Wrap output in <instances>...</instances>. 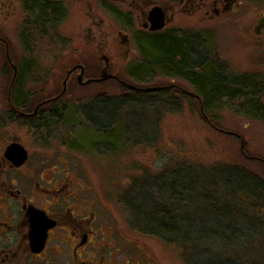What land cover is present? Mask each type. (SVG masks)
<instances>
[{"label": "rangeland", "instance_id": "374dc122", "mask_svg": "<svg viewBox=\"0 0 264 264\" xmlns=\"http://www.w3.org/2000/svg\"><path fill=\"white\" fill-rule=\"evenodd\" d=\"M242 1L243 11L237 19L208 22L202 19V13H178L172 28L198 35L205 48L211 52L210 59L213 58L225 66L228 74L250 75L264 84V53L253 47L245 30L253 14L249 11L250 7L256 5L258 9L264 10V0ZM253 2L255 4L250 5ZM68 11L69 17L62 24L60 31L62 36L73 38V42L70 46L60 47L63 55L58 59L49 57L50 51L45 52L44 43L34 46L32 53L37 59L34 61L44 67L40 69L39 74L28 73L27 77L22 76L24 80L21 83V92H25L28 97L31 94L48 95L54 88L61 87L65 72L70 66L77 64L72 62L67 54H72V51L85 53L90 49L84 46L85 41L80 34L83 18L78 6L74 3ZM112 49L114 47L104 49V54L108 56ZM17 54L18 57L22 56L21 49ZM64 55L66 56L63 57ZM140 60L137 51V58L132 62L136 64ZM132 62L126 63L114 57L108 63V71L132 87L129 81L125 80L126 68L134 64ZM78 64L88 69L91 74L89 76L86 72V78L93 77L94 70L98 71L104 66L101 61ZM47 67L49 68L46 69ZM8 82L5 63L0 59V110L3 104V90ZM114 83L107 81L81 87L69 81L66 84L69 93L61 101V120L59 118V121L54 122L55 126L44 134V140L39 141L30 126H24L23 130L18 129V135L25 146L29 149L33 146L32 151H41L51 162L59 160L60 166L78 168L83 199L93 200L90 205L92 210L100 220H106V235L111 234L110 231L114 234L110 241H102L104 247L120 244L125 240V262L129 264H184L179 253L160 239L129 228L123 203L125 191L131 181L142 174L156 177L178 164L205 168L234 165L264 179V122L239 113L231 106L223 105L207 111V115L219 128L216 130L212 127L214 125L204 119L199 105L194 100L182 98L177 99L170 112L163 109L158 112L157 109V116L150 118V121H145L143 113L138 114L137 110L132 111L122 106L116 117L115 111L113 117L104 118L99 115L100 118L94 121L92 129L82 114L85 102L93 98L113 100L120 98L125 89L129 90L126 88L128 86ZM146 85H169L184 94L185 89L191 92L190 86L184 81L160 75ZM74 104L78 105L77 111L74 110ZM108 125L109 131H113L114 135L116 133L115 138L113 137L115 141L97 136L98 127ZM229 134L234 137L228 136ZM29 135H33L36 140ZM104 141L111 144L109 149L100 145ZM229 236L230 245L234 247L238 257L252 261V252L246 251L245 248L252 246L254 242L243 243L240 238L232 234ZM230 252L231 250H225L222 255L228 257ZM256 255L257 253L254 257L258 258ZM122 256V253L118 255L119 258Z\"/></svg>", "mask_w": 264, "mask_h": 264}, {"label": "flooded vegetation", "instance_id": "af4514ba", "mask_svg": "<svg viewBox=\"0 0 264 264\" xmlns=\"http://www.w3.org/2000/svg\"><path fill=\"white\" fill-rule=\"evenodd\" d=\"M74 3L82 13L80 34L84 46L90 49L67 54L77 64L70 66L65 75L82 66L80 62L109 63L114 57L126 63L136 60V38L176 30L172 25L178 13H202V19L208 22L231 20L240 17L244 4L242 0H0V59L9 78L0 110V264H129L125 262V240L120 242L122 246H103L102 241H110L114 234L110 231L106 235V220H100L92 210L93 200L83 199L78 168L60 166L59 160L51 162L41 151H32L33 146H25L18 135V129L30 126L37 134L34 136L43 141L44 134L59 121L61 101L69 91L65 90L60 97L61 87L44 96L28 97L21 88L19 93L15 87L17 75L12 82L11 65L17 69L20 62L34 61L29 48L39 43L56 48L49 57H61L60 47L73 42V38L62 36L60 28ZM152 11L163 17L164 27L160 31H150ZM249 11L253 14L245 28L247 38L256 50L264 53V10L253 5ZM108 47L114 49L106 56L104 49ZM20 49L22 56L18 57ZM82 67V81L98 79L103 69L94 70L93 77L86 78L88 69ZM79 72L72 71L67 83L84 87L114 81L124 85L108 71V65L111 78L102 82L82 86L76 79ZM190 89L191 92L185 89L186 96L196 98ZM74 110H78V105L74 104ZM13 145L22 147L24 159L19 148L12 149ZM120 253L123 256L119 258Z\"/></svg>", "mask_w": 264, "mask_h": 264}, {"label": "trees", "instance_id": "16d2710c", "mask_svg": "<svg viewBox=\"0 0 264 264\" xmlns=\"http://www.w3.org/2000/svg\"><path fill=\"white\" fill-rule=\"evenodd\" d=\"M44 49L49 54L56 50L53 45ZM136 49L141 60L125 71L133 89L113 100L85 102L82 114L92 129L97 118L113 117L114 111L116 117L122 106L150 121L157 109L170 112L182 98L201 106L204 119L216 130L207 111L223 105L264 122V84L250 75L228 74L225 66L210 59L211 52L198 35L180 29L148 34L136 38ZM43 67L37 61L17 64L19 93L22 76L39 74ZM158 75L184 81L196 98L169 85L147 87ZM109 126H99L97 136L114 140L116 133ZM109 141L100 145L109 149ZM123 203L129 228L160 239L179 253L184 264H264V179L242 167L178 164L156 177L142 174L131 181ZM229 234L243 243L254 242L245 248L252 252V261L238 257ZM225 250H231L230 256L222 255Z\"/></svg>", "mask_w": 264, "mask_h": 264}, {"label": "water", "instance_id": "95a60500", "mask_svg": "<svg viewBox=\"0 0 264 264\" xmlns=\"http://www.w3.org/2000/svg\"><path fill=\"white\" fill-rule=\"evenodd\" d=\"M149 22H150V31H152V32L160 31L164 27L163 17L161 16V14L157 13L156 11H152L150 13ZM107 65H108V63L106 61H104V66H103V69L101 71V76L98 79H87L85 81H82L83 67L82 66H77L75 68H72L70 71L67 72V74L65 75V77H64V79L62 81V84H61L62 91H61L59 97L64 94V92L66 90V84H67L68 76L71 74L72 71H74L75 69H79L80 70V72L77 75L76 79H77V82L80 85L84 86V85H88L90 83L102 82V81H105V80L111 78V75H109L107 73ZM11 66H12V69H13V77H12V82H13L15 80L16 75H17V69H16L15 65H11ZM123 84L125 86L130 87L128 84H126L124 82H123ZM130 88L133 89V87H130ZM16 148H19V150H21L19 155L22 156L21 159H24L25 158V154H24L25 151L19 145H13L12 149H16Z\"/></svg>", "mask_w": 264, "mask_h": 264}]
</instances>
